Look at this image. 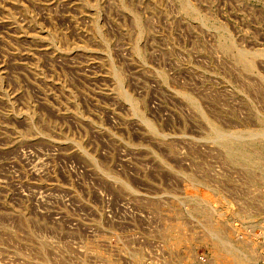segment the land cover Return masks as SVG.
<instances>
[{
	"label": "rangeland",
	"instance_id": "1",
	"mask_svg": "<svg viewBox=\"0 0 264 264\" xmlns=\"http://www.w3.org/2000/svg\"><path fill=\"white\" fill-rule=\"evenodd\" d=\"M262 251L264 0H0V264Z\"/></svg>",
	"mask_w": 264,
	"mask_h": 264
},
{
	"label": "crops",
	"instance_id": "2",
	"mask_svg": "<svg viewBox=\"0 0 264 264\" xmlns=\"http://www.w3.org/2000/svg\"><path fill=\"white\" fill-rule=\"evenodd\" d=\"M263 247V246H262ZM262 253H264L263 251H262Z\"/></svg>",
	"mask_w": 264,
	"mask_h": 264
}]
</instances>
